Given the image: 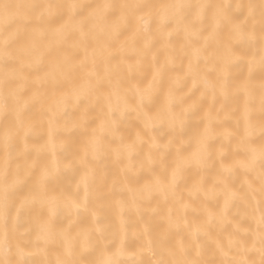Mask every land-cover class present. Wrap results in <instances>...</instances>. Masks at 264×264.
<instances>
[{"label": "snow or ice", "instance_id": "1", "mask_svg": "<svg viewBox=\"0 0 264 264\" xmlns=\"http://www.w3.org/2000/svg\"><path fill=\"white\" fill-rule=\"evenodd\" d=\"M245 7L247 15L239 20L229 5L209 0L161 3L131 0L121 4L95 5L76 0H0V264H28L26 257L30 253L26 252L27 248L41 243L48 245L57 239L61 241L60 253L55 261L49 260L47 264H124L119 259L125 254L122 238L119 239L120 247L113 251L115 238L108 244L94 245L87 242V232L78 233L76 238L71 236L70 229L58 232L50 217L35 222V241L24 239L33 229H26L24 233L18 230L22 207L40 203L54 208L58 204L59 198L50 194L47 188L54 161H43L46 154L54 155L53 125L60 119L61 109L69 103L84 105L87 115L89 108L101 102L106 109L104 118L99 129L93 130L85 154L88 150L97 152L102 147L103 136L108 133L115 135L116 120L111 117L135 111L142 121L143 134L137 132L130 143L121 138L117 152L139 155L137 148L149 144V155L142 164V167L146 166L149 179L136 191L161 194L165 204L174 205L177 214L183 208L185 215L191 210L194 214L207 216L204 223L195 226L185 222L194 234L193 242L173 243L172 228H179V224L173 226V210H170L169 230L145 240L137 251L129 255L149 254L152 257L150 264H216L204 259L208 245L212 244L214 253L220 257L219 264H264V0L258 3L250 0L247 5H236L237 10ZM148 21L156 25L154 31L149 29ZM181 32L191 46V57L196 61L194 65L190 59L185 75L193 81L195 90L203 88L201 100L209 93L214 96L217 90L223 92L229 88L244 100L242 118L245 127L232 153L234 158L230 163H221L210 188L202 180L188 190L190 199L203 196L200 206H193L195 200L193 205L183 203L180 185L185 180L184 172L188 165L206 167L211 159L210 128L205 126L203 131L190 137L186 145L176 148V159L171 164L165 161L174 146V139L162 146L149 134L165 123L173 136L178 128L182 132L184 116L197 104L194 102L179 113L175 109L185 100L192 99L195 93L190 90L186 97L177 98L173 87L165 92V77L171 69L168 63L159 64L153 55L157 66L152 80L132 90L133 104L130 105L129 90L124 88V77L118 71L119 65L126 59L136 58L137 62L146 59L156 44L173 33L179 35ZM127 33L130 36L121 41ZM201 40L205 46L210 43L216 46L212 56L206 58L220 68L214 80L208 75L201 76L198 71V63L207 47H195L193 42L199 44ZM141 41L142 46L137 47ZM242 41L257 47L254 51L237 54L236 45ZM69 51L71 56L67 54ZM234 62L246 63L249 73L233 83L228 79L227 68ZM128 68L131 71L132 65ZM256 69L261 72L258 84L253 83ZM256 91L259 92L261 116L258 125L253 123L249 107ZM36 104H40L49 117L48 140L34 148L35 158L22 168L18 161L27 154L28 145L25 143L24 151L18 152L17 143L21 137H27L34 127L26 119V113ZM208 119L211 122V113ZM5 120L6 123L3 122ZM257 127L260 129L259 142L254 136ZM227 135L235 138L236 134ZM193 143L195 151L185 156ZM153 149L164 155L154 159L151 155ZM223 158L228 157L225 154ZM158 163L162 165L159 175L154 172ZM26 173L29 178L32 175L38 178L25 193ZM237 173L250 178L239 189L235 184ZM82 182L87 187L86 177ZM221 196L224 198L222 208L216 205L217 211H212L206 207ZM238 198L251 200L253 211L259 212L258 218L253 216L255 228L243 231L236 228L229 233L226 241L221 236H214L213 221L218 220L226 228L229 223L227 211ZM66 203L88 210L86 201L78 203L68 197ZM81 237L85 243L74 242ZM97 251L100 255L90 258ZM133 264H143V261H133Z\"/></svg>", "mask_w": 264, "mask_h": 264}, {"label": "bare ground", "instance_id": "2", "mask_svg": "<svg viewBox=\"0 0 264 264\" xmlns=\"http://www.w3.org/2000/svg\"><path fill=\"white\" fill-rule=\"evenodd\" d=\"M83 4H102L113 3L121 4L131 2V0H76ZM145 3H161L170 2V0H143ZM211 3H223L229 5L236 15L237 19L243 20L247 15V8L236 9V5H247L250 0H209ZM258 3L259 0H252ZM258 20V17H257ZM148 27L154 31L156 25L152 21H148ZM258 30V25H257ZM170 31V30H169ZM207 35V33H204ZM130 36L127 33L125 37H121V41ZM143 41L137 47L142 46ZM195 47H207V51L203 53L198 63V71L201 76L208 75L209 79L214 80L219 73L220 68L206 59L212 56L215 51V44L204 45L203 40L199 44L193 42ZM257 45H251L247 41H242L236 45L237 54L254 51ZM69 56L72 53H67ZM157 57L159 64L168 63L169 68L165 77V88L167 92L169 87L176 90L177 98L186 97L192 90L195 94L190 100L177 107L175 111L179 113L181 109H187L194 102L197 107L189 111L184 116V128L181 132L179 128L173 136L170 134L169 126L165 123L158 126L155 132L149 134L156 138V142L160 145H167L170 139H174L175 143L171 153L167 156L165 163L171 164L176 159V148L186 145L190 137L196 133L203 131L205 126L210 128L212 140L209 145L211 159L204 165H188L184 172V182L180 185L183 193V203L200 206L203 202V196L199 199L196 196L189 198L188 190L200 181H205L210 188L216 177L217 170L221 163H230L234 158L232 153L235 151L239 138L243 135L245 121L243 117L244 100L234 94V90L229 88L223 92L217 90L215 95L209 93L201 100V87L199 91L193 88V81L186 78L189 61L191 57V46H188L184 34L179 35L173 33L171 37H166L152 49V53L146 59L137 62L136 58L126 59L119 65L118 71L124 77V88L129 90V104H133L132 90L136 87H143L152 80L157 61L152 56ZM116 63L115 61L113 62ZM128 65H132L131 71ZM249 66L244 62H234L227 68V76L230 82H237L248 76ZM210 74V75H209ZM179 77V79H177ZM261 80V72L256 69L253 73V83L258 84ZM162 99V98H161ZM134 106V105H133ZM253 113V123L259 124L260 104L259 92L254 94V101L249 105ZM106 111L103 102L95 104L89 108L85 115L84 105H75L69 103L65 108L61 109L62 115L53 125L54 143L56 144L54 155L46 154L43 163L54 161L52 175L47 182V188L50 194L56 195L59 200L54 208L47 205L35 203L21 208L19 214V232L24 233L26 229H33L24 239L35 241V222L40 219L53 220L56 230L62 231L70 229L71 236L77 237L82 231L88 234V243L105 245L116 239V243L111 250L120 247L119 239L124 240L125 254L119 259L124 264H133V261H143V264H150L152 257L149 254L132 256L128 253L137 251L145 240L153 236H159L169 230V212L173 210L172 224H179V228H172V242L178 243L183 241L186 244L193 242L194 234L185 222L193 226L202 224L207 220L206 214L197 215L191 210L185 215L183 208L177 214L174 211L172 203L165 204L161 194L153 192L152 194L140 193L138 190L148 182L149 176L146 166L142 167L145 158L149 155V144H144L137 148L139 155L133 153L118 154L121 138L125 143H130L135 139L137 132H141L143 127L142 121L138 119L135 111L122 112L117 116L111 117L116 120L115 135L108 133L101 138L102 147L95 153L88 150V141L90 140L93 130H98L101 120L104 118ZM155 111V109H154ZM211 113V122L208 115ZM110 115V114H109ZM28 119L34 127L28 132L27 137H21L17 143V151L23 152L25 143L28 145L27 154L22 156L18 161L22 168L31 159H34L36 153L35 147L44 144L48 140L49 134V117L44 114V109L40 104L30 107L26 113ZM3 122H7L6 120ZM227 133L236 134L235 138L227 135ZM141 134H143L141 132ZM254 136L259 142L260 129L256 128ZM162 137V138H161ZM146 139V138H145ZM195 151V143L189 148L184 155L187 156ZM227 159H224V155ZM154 159L164 155L163 152H151ZM2 158V157H0ZM162 165L154 169L155 174L159 175ZM170 172V169H169ZM87 179V187L82 182L83 178ZM37 175H29L26 173L25 193L36 182ZM250 179L244 175L237 173L235 176L236 188L245 180ZM132 189L133 191H128ZM242 195V194H241ZM68 197L76 200L78 203L86 201L87 211L84 207L80 209L69 206L66 203ZM22 198V197H21ZM257 200L259 196L257 195ZM224 198L221 196L218 201L213 200L206 207L212 211H217L216 205L222 208ZM19 206V205H18ZM176 207H179L178 205ZM253 202L249 199L238 198L230 206L227 211L226 228L222 226L218 220L213 221L212 230L214 236H221L226 241L229 233L239 228L241 231L249 227L255 228L253 216L259 217V212L253 211ZM15 216V213H14ZM147 229V232L145 231ZM118 234V235H117ZM75 243L83 244L84 239L81 237L74 240ZM201 242H203L201 240ZM39 248V250H38ZM61 249V241L57 239L48 245L41 243L39 246L33 245L26 249L30 253L26 259L28 264H47V261H55ZM214 245L209 244L204 259L215 261L219 264L220 257L215 254ZM99 251L94 252L92 257H98Z\"/></svg>", "mask_w": 264, "mask_h": 264}]
</instances>
